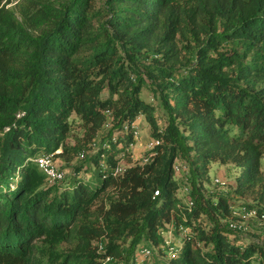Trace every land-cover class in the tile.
<instances>
[{
  "label": "trees",
  "instance_id": "obj_1",
  "mask_svg": "<svg viewBox=\"0 0 264 264\" xmlns=\"http://www.w3.org/2000/svg\"><path fill=\"white\" fill-rule=\"evenodd\" d=\"M139 115L162 140L144 164L124 129ZM82 152L54 184L35 161ZM213 163L231 194L206 195ZM249 194L258 202L240 204L263 215L264 0H0V264H130L143 242L175 250L169 264H264V222L246 234L227 223Z\"/></svg>",
  "mask_w": 264,
  "mask_h": 264
},
{
  "label": "rangeland",
  "instance_id": "obj_2",
  "mask_svg": "<svg viewBox=\"0 0 264 264\" xmlns=\"http://www.w3.org/2000/svg\"><path fill=\"white\" fill-rule=\"evenodd\" d=\"M142 99L147 102L148 104L153 105L155 108H157V100L154 98L152 92L145 88L143 90L142 93ZM155 114L157 115V119H158V126L159 128H161V130H163L166 127L165 121L163 119L162 113L160 111L159 108H157ZM111 125H106L105 128L99 133V135L97 136V138L95 139V146L94 148H97L100 144H102V142L104 141V137H106V135L108 134V131L110 130ZM140 138L138 141H136L135 145L133 147H131L130 151L134 156V162H138L143 164L144 162V158L147 157L149 155V145L150 143L153 141V139H155L153 137V127L151 126V124L148 122V120L143 116V122L140 125ZM123 132L122 131H115V136H119L121 135ZM123 136V135H122ZM81 157L80 155L76 156L74 158V160L71 163H67L62 159H55L54 158V163L56 165V167L59 170H62L65 172V180L69 181L70 180V176L72 174V167L74 164L79 163L81 161ZM124 166H130V162L128 161V158H123L122 162H121ZM176 163H184L187 164L186 161H184L181 158H178L176 160ZM79 176H84L89 178V175L86 176V174L81 173ZM188 176H189V172L188 174H179L176 175V178L181 181V182H188ZM209 176H210V180H206L204 179L203 183H204V188L206 190V195L207 196H211V197H216L218 194H231V190L232 187L235 186V181L233 178H231L230 176V172L228 170V167L225 165H221L219 163H213L210 171H209ZM220 177L221 179H224L228 185L227 186H221V185H217L216 183H214V179ZM18 179H16L17 181ZM182 186L180 188V190L178 191V195L179 197L182 199L184 204H187L188 199L191 197L189 196V192L186 191L187 187L189 185H183V183H181ZM187 186V187H186ZM189 188V187H188ZM259 195H247L245 197H239V198H235V202L236 203H242L244 202H249V203H257L258 202V197ZM264 205V204H263ZM223 221V220H222ZM256 219H252L250 221H248V225L249 228L251 229L253 225H258L257 224ZM201 222L203 224V227L206 228L207 230H209L212 227V223L211 221L208 219V217L206 215H202L201 218L197 221ZM190 229H187V232H189ZM254 232H257L256 230ZM165 238L170 242L171 239H173L172 237V233H165ZM251 240L250 236H245L243 238V241H246L247 243H249ZM146 245H150V243H146L143 242L140 247L142 246H146ZM180 246V242L177 243V247ZM155 254L151 259H145L141 264H169L170 259H169V251H167V253H165L164 255L161 253V251L159 252L157 248H155ZM138 259H141V256H139L138 251H136L134 253V255L132 256L131 259V263L132 261L135 263L137 262ZM117 264H125V262L121 261V260H117ZM130 263V264H131ZM133 263V264H134Z\"/></svg>",
  "mask_w": 264,
  "mask_h": 264
},
{
  "label": "built area",
  "instance_id": "obj_3",
  "mask_svg": "<svg viewBox=\"0 0 264 264\" xmlns=\"http://www.w3.org/2000/svg\"><path fill=\"white\" fill-rule=\"evenodd\" d=\"M143 120V115H139L131 121L130 123H127L125 125V132H131L134 137V141L130 144V149L133 147L136 143V141L140 138V123ZM115 141V136H114ZM162 144L161 139H153V141L149 145V155L144 158V163L148 162L151 157L156 155V147L160 146ZM85 152H82L80 154V157H84ZM35 161L38 163L40 168L43 170V172L46 174L48 181L50 184H54L56 182H59L65 178V172L62 170H59L55 163H54V154H44L35 159ZM175 173L176 175L179 174H188L189 167L187 164L184 163H176L174 165ZM125 170L124 165L117 166L115 170V174H121ZM214 183L221 186H226L227 182L224 179H221L220 177H217L214 179ZM187 192L190 191V189L187 187ZM159 191L155 192V195H158ZM189 207H192L194 205V202L192 198L190 197L187 202ZM256 219L261 220L264 222V214L259 216V213L257 209L251 208L248 205L240 204V205H232L231 206V215L227 219V223L229 225V228L235 231L240 232L241 234H246L249 230L248 221ZM180 230L187 234V228L181 227ZM262 237L264 239V230L262 232ZM96 245L98 246V250L101 252L105 251V243L102 240L97 241ZM155 247L153 246H142L138 249V254L141 256V259H138L137 262L134 264H141L145 259H151L155 254ZM169 259L172 260L177 257V252L175 250H171L169 252ZM117 258L111 254L105 253V256L103 257L102 261L103 264H117Z\"/></svg>",
  "mask_w": 264,
  "mask_h": 264
},
{
  "label": "crops",
  "instance_id": "obj_4",
  "mask_svg": "<svg viewBox=\"0 0 264 264\" xmlns=\"http://www.w3.org/2000/svg\"><path fill=\"white\" fill-rule=\"evenodd\" d=\"M142 122H143V120H142ZM142 122H141V123H142ZM141 123H140V125H141Z\"/></svg>",
  "mask_w": 264,
  "mask_h": 264
}]
</instances>
